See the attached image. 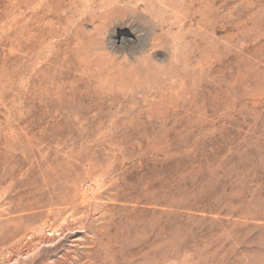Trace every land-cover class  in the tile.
Instances as JSON below:
<instances>
[{"label":"rangeland","instance_id":"1","mask_svg":"<svg viewBox=\"0 0 264 264\" xmlns=\"http://www.w3.org/2000/svg\"><path fill=\"white\" fill-rule=\"evenodd\" d=\"M0 264H264V0H0Z\"/></svg>","mask_w":264,"mask_h":264},{"label":"bare ground","instance_id":"2","mask_svg":"<svg viewBox=\"0 0 264 264\" xmlns=\"http://www.w3.org/2000/svg\"><path fill=\"white\" fill-rule=\"evenodd\" d=\"M147 64H148V63H147ZM141 66H142V65H141ZM141 66H139V67H141ZM145 66H146V65H145ZM143 68H144V67H143ZM143 68L141 67V69H143ZM141 69H140V70H141ZM133 70L136 71V68L133 69ZM137 70H138V66H137ZM124 71L126 72V70H124ZM124 71L122 72V74L124 73ZM131 71H132V70H131ZM138 71H139V70H138ZM134 73H135V72H134ZM136 73H137V72H136ZM148 73H149V72H148ZM148 73H147V74H148ZM126 74H127V73H126ZM150 74H151V73H150ZM152 74H153V73H152ZM152 74H151V75H152ZM112 75H113V74H112ZM120 75H121V74H120ZM103 76H104V75H103ZM108 76H109V75H108ZM116 76H117V75H116ZM104 77H105V76H104ZM112 77H113V76H112ZM136 77H137V76H136ZM147 77H149V75H147ZM109 78H110V77H109ZM134 78H135V77H134ZM113 79H114V77H113ZM124 79H125V78H124ZM128 80H129V79H128ZM112 81H113V80H112ZM125 84H126V83H125ZM128 84H129V83H128ZM97 85H98V84H97ZM106 86H107V85H106ZM111 86H112V85H111ZM111 86H110V87H111ZM142 86H143V85H142ZM112 87H113V86H112ZM103 89H104V88H103ZM114 95H115V94H114Z\"/></svg>","mask_w":264,"mask_h":264}]
</instances>
